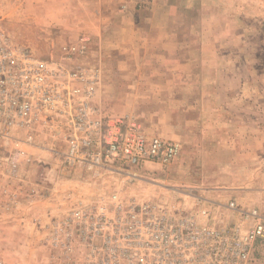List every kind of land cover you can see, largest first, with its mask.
Segmentation results:
<instances>
[{
    "label": "rangeland",
    "instance_id": "rangeland-1",
    "mask_svg": "<svg viewBox=\"0 0 264 264\" xmlns=\"http://www.w3.org/2000/svg\"><path fill=\"white\" fill-rule=\"evenodd\" d=\"M0 26L42 59L88 38L86 60L102 71L94 102L180 145L169 167L138 181L0 144V264H49L54 217L79 202L186 201L197 188L264 209V0H0ZM11 161L18 177L6 174ZM249 264H264V241Z\"/></svg>",
    "mask_w": 264,
    "mask_h": 264
},
{
    "label": "built area",
    "instance_id": "built-area-1",
    "mask_svg": "<svg viewBox=\"0 0 264 264\" xmlns=\"http://www.w3.org/2000/svg\"><path fill=\"white\" fill-rule=\"evenodd\" d=\"M87 42L81 37L42 59L0 26V144L16 147L2 153L31 159L20 147H33L57 153L67 171L138 181L150 166L166 169L179 155L177 142L148 135L134 117L108 115L94 102L102 71L87 62ZM56 137L60 150L45 145ZM19 173L11 161L6 174ZM198 190L182 192L186 201L79 202L54 217L49 264H249L264 241V209L221 204ZM220 211L235 220L218 221Z\"/></svg>",
    "mask_w": 264,
    "mask_h": 264
},
{
    "label": "crops",
    "instance_id": "crops-1",
    "mask_svg": "<svg viewBox=\"0 0 264 264\" xmlns=\"http://www.w3.org/2000/svg\"><path fill=\"white\" fill-rule=\"evenodd\" d=\"M36 154V153H35ZM261 196H263V198H264V193L261 195ZM27 199V198H26ZM30 201H32V203H34V201H36V200H34L33 198H30Z\"/></svg>",
    "mask_w": 264,
    "mask_h": 264
}]
</instances>
